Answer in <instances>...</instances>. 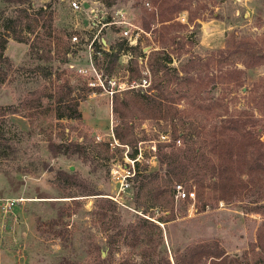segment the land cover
<instances>
[{"label": "rangeland", "instance_id": "rangeland-1", "mask_svg": "<svg viewBox=\"0 0 264 264\" xmlns=\"http://www.w3.org/2000/svg\"><path fill=\"white\" fill-rule=\"evenodd\" d=\"M71 1L31 0L30 19L17 30L37 47L31 52L29 42L8 37L3 52L11 67L0 83V107L17 113L0 110V264H174L175 254L205 240H217L238 264H264L257 246L264 172L228 164L236 194L201 195L191 179L167 175L156 157L171 138L170 122L136 110L129 116L120 104L139 102L133 95L153 80L147 60L159 48L152 32L159 24L152 1L78 0V9ZM175 1L190 9L176 14L180 24L168 33L175 41L165 48L167 67L197 78L192 89L200 95L192 105L177 100L184 110L180 133L188 126L218 129L214 99L223 97L227 115L240 110L264 142V61L246 66L251 55H264V0ZM40 7L42 16L31 14ZM17 8L0 0V33ZM124 30L138 33V47L129 48L135 45ZM239 43L248 45L245 52ZM65 81L70 96L81 99L80 120L56 118L53 95ZM231 134L220 135L218 151H228ZM202 139L210 155L211 135ZM51 143H63L68 153ZM177 181L195 199H171ZM6 200L12 205L4 212Z\"/></svg>", "mask_w": 264, "mask_h": 264}, {"label": "trees", "instance_id": "trees-1", "mask_svg": "<svg viewBox=\"0 0 264 264\" xmlns=\"http://www.w3.org/2000/svg\"><path fill=\"white\" fill-rule=\"evenodd\" d=\"M3 2H11L17 5V15L14 17H5L2 20V30L0 33V83H3L7 78V69L11 67V62L7 56L4 55L5 45L8 37L13 39L30 43V51L34 52L37 47L33 41H29L30 37L22 35L17 27H23V21L30 19L28 13L31 7V0H2ZM155 7V15H152L159 24L154 28V40L159 44V48H152L148 53L147 67L153 76L151 86L145 93L134 94L139 99V102L125 98L121 101V105L129 115L128 111L136 110L140 117L160 118L166 123L170 122L173 128V133L170 140L166 143L158 145L156 157L161 165H165V173L169 176H175L177 180L186 177L191 179L197 186L201 195L204 193L211 195L217 199L228 200L232 195L236 194L237 187L233 184V178L230 174L229 165L231 163L241 166L249 172L258 171L264 172V142L257 136L253 130L248 128V120L241 115L242 112L237 110V114H228V104L224 103L223 97L215 98L214 101L220 107L218 117L222 118L218 129L212 131H204L203 128L185 127L186 132L180 133L177 128L178 125H184L181 120L184 110L180 111L177 107L179 101L185 100L192 105L194 100L199 99L197 90L192 89L193 83L198 79L192 76L179 75L183 70L176 67H167L171 61L170 55L165 53L167 44L173 43L174 37L169 36L168 33L175 24L176 14L180 11H188V5H182L175 0H151ZM44 13L42 7L37 11L31 13L36 16H42ZM51 18V14L49 15ZM35 20H38L37 18ZM192 20L189 17V21ZM51 21V19H50ZM149 29V26L146 27ZM28 32H33L31 27H27ZM170 42V43H169ZM240 44V43H239ZM245 48H243L242 47ZM139 46V41L135 46L129 48H136ZM242 50L245 52L247 44L241 43ZM117 54H114V57ZM164 55V57H162ZM113 56V55H111ZM251 62H247L246 66H252L255 63L264 61V55H251ZM239 71L238 69L236 72ZM160 74V75H159ZM185 86V87H184ZM155 90L154 92H150ZM129 92V91H128ZM116 93V92H114ZM71 95V87L68 81H65L58 87L55 92L54 101L57 104L56 118L81 119V112L79 110V102ZM116 101V99H114ZM140 104L138 107H130L129 105ZM132 108V109H130ZM1 115L7 113H17V109L7 106L0 107ZM131 116V115H129ZM184 129V131H185ZM227 130L230 132L232 143L226 153H222L217 148L220 144V135ZM206 133V134H204ZM211 133V134H209ZM204 136L211 135L210 140V155L204 147ZM117 139L122 142L123 137L115 132ZM178 143V144H176ZM180 143V144H179ZM128 144V143H126ZM170 146V151H163L160 146ZM56 152L68 153V147H64L63 143H51ZM53 147L51 150L54 149ZM217 150V151H216ZM135 158V157H134ZM136 164L137 161H136ZM138 176V172L134 170L133 178ZM183 183L181 181L174 182L171 189V199H174L175 185ZM169 219H166L168 221ZM257 242L261 250L264 251V233L257 234ZM174 264H238L237 257L230 256L220 245L217 240H205L188 245L184 251L175 254ZM98 264V263H94ZM100 264V263H99Z\"/></svg>", "mask_w": 264, "mask_h": 264}, {"label": "built area", "instance_id": "built-area-1", "mask_svg": "<svg viewBox=\"0 0 264 264\" xmlns=\"http://www.w3.org/2000/svg\"><path fill=\"white\" fill-rule=\"evenodd\" d=\"M71 5L73 6L74 9H78L80 7V2L78 0H72ZM128 32H129V30H124L123 31L124 36H126L128 38V41L130 42V44L135 45L137 43V40H138V33H136L135 35H132V34L128 35ZM72 40L73 41L77 40V36L73 35ZM89 47H90V45H89ZM91 70L95 71L93 65L91 66ZM79 71H81V70L79 69ZM95 73H96V71H95ZM90 85L95 86V85H98V83L93 82V83H90ZM114 91L115 90H112V91H110V93H113ZM126 177H128V175ZM195 197H196V195H195L194 191H188V190L183 189L181 184L175 185V195H174L175 200H177V201L183 200V199L193 200V199H195ZM11 205H12L11 202H9V200H6V202L2 204V208L4 209V212H6L7 209L11 207Z\"/></svg>", "mask_w": 264, "mask_h": 264}]
</instances>
